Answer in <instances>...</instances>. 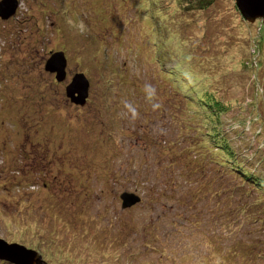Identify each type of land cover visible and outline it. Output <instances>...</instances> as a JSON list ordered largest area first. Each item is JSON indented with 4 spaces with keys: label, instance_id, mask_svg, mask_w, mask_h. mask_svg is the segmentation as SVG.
Instances as JSON below:
<instances>
[{
    "label": "rangeland",
    "instance_id": "rangeland-1",
    "mask_svg": "<svg viewBox=\"0 0 264 264\" xmlns=\"http://www.w3.org/2000/svg\"><path fill=\"white\" fill-rule=\"evenodd\" d=\"M16 1L0 19V239L43 264H264V192L213 149L264 180V22L235 0ZM58 52L62 82L44 70ZM77 74L84 106L65 94Z\"/></svg>",
    "mask_w": 264,
    "mask_h": 264
},
{
    "label": "water",
    "instance_id": "water-1",
    "mask_svg": "<svg viewBox=\"0 0 264 264\" xmlns=\"http://www.w3.org/2000/svg\"><path fill=\"white\" fill-rule=\"evenodd\" d=\"M241 16L250 22L261 19L264 22V0H235ZM18 7L16 0H2L0 2V19L12 17ZM67 61L62 52L55 53L45 62L44 70L53 74L57 82L66 78ZM89 82L83 74L75 75L71 83L65 88L66 97L71 103L84 106L88 97ZM123 209L140 202L139 196L134 193H123L120 196ZM0 260L10 264H43L41 257L34 251L17 244H8L0 239Z\"/></svg>",
    "mask_w": 264,
    "mask_h": 264
},
{
    "label": "trees",
    "instance_id": "trees-1",
    "mask_svg": "<svg viewBox=\"0 0 264 264\" xmlns=\"http://www.w3.org/2000/svg\"><path fill=\"white\" fill-rule=\"evenodd\" d=\"M138 1H140L139 3L143 5V7L145 9L144 11H147V12L151 11L150 5H146V0H138ZM149 1L152 3V5H155V2H153V0H149ZM203 1L207 2V3H211L213 0H203ZM141 12H143V8H142ZM176 83L179 84L182 82L176 80ZM213 149H215V150L217 149L218 154L224 153L228 159L227 161L222 160V159L218 160L219 161L218 163L221 167L227 166L228 168H231V171H232L231 173L237 175L241 181H243V182L247 183L249 186L255 188V190L258 192H264V180L257 178L255 176H252V174L250 172H248L246 169L242 168V165H239V164H237V162L233 161V158H234L233 152L230 150L229 146H227L223 142V140H221L220 138L217 139L216 146ZM217 159H219V158H217ZM220 161H222V162H220ZM220 187H221V185H220ZM206 188L209 190V192H214V190L218 189V186L214 185L211 181V183H209V182L206 183ZM226 188L227 189H225L224 192L220 188L218 190L224 194L229 189L228 186Z\"/></svg>",
    "mask_w": 264,
    "mask_h": 264
},
{
    "label": "clouds",
    "instance_id": "clouds-1",
    "mask_svg": "<svg viewBox=\"0 0 264 264\" xmlns=\"http://www.w3.org/2000/svg\"><path fill=\"white\" fill-rule=\"evenodd\" d=\"M146 92H147V95H148V99L152 100L154 95H155V90L151 86H147L146 87ZM125 106L132 113L133 118H135L138 115V113H137V111H136V109L134 107H132L131 105H127V104ZM153 107L156 108V107H159V105L158 104H153Z\"/></svg>",
    "mask_w": 264,
    "mask_h": 264
}]
</instances>
